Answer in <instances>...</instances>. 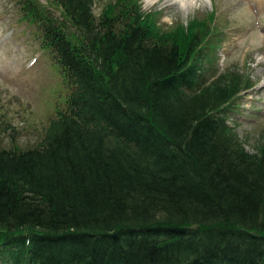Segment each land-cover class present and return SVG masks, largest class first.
<instances>
[{"label":"trees","instance_id":"16d2710c","mask_svg":"<svg viewBox=\"0 0 264 264\" xmlns=\"http://www.w3.org/2000/svg\"><path fill=\"white\" fill-rule=\"evenodd\" d=\"M53 1L23 16L65 103L36 144L0 142L1 264H264V143L224 113L249 78L204 80L213 14L167 29L138 0Z\"/></svg>","mask_w":264,"mask_h":264},{"label":"rangeland","instance_id":"374dc122","mask_svg":"<svg viewBox=\"0 0 264 264\" xmlns=\"http://www.w3.org/2000/svg\"><path fill=\"white\" fill-rule=\"evenodd\" d=\"M25 1L0 0V142L6 147H28L39 142L45 134L47 117L62 102L64 105L62 97L67 90L59 70L50 64L48 49L37 37L39 26L23 16ZM38 1L60 14L55 1ZM94 1L96 15L106 4L116 2ZM138 2L147 12H159L156 17L167 29L187 25L191 18H207L209 22L213 14L215 24L207 28L197 54H205L199 56L204 61V80L209 83L234 69L249 78L252 86L236 95L224 113L238 140L249 151H256L264 143V0ZM208 48L211 55H206ZM37 51L41 55L36 61Z\"/></svg>","mask_w":264,"mask_h":264},{"label":"bare ground","instance_id":"6f19581e","mask_svg":"<svg viewBox=\"0 0 264 264\" xmlns=\"http://www.w3.org/2000/svg\"><path fill=\"white\" fill-rule=\"evenodd\" d=\"M176 1H179V0H176ZM182 1V0H181ZM187 3V2H186ZM261 263V262H260Z\"/></svg>","mask_w":264,"mask_h":264}]
</instances>
